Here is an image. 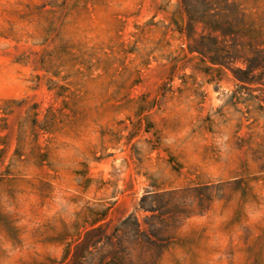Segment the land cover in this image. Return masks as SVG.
<instances>
[{"label":"rangeland","instance_id":"obj_1","mask_svg":"<svg viewBox=\"0 0 264 264\" xmlns=\"http://www.w3.org/2000/svg\"><path fill=\"white\" fill-rule=\"evenodd\" d=\"M219 5L225 35L180 0H0V264H62L103 211L167 245L85 264H264V0Z\"/></svg>","mask_w":264,"mask_h":264},{"label":"trees","instance_id":"obj_2","mask_svg":"<svg viewBox=\"0 0 264 264\" xmlns=\"http://www.w3.org/2000/svg\"><path fill=\"white\" fill-rule=\"evenodd\" d=\"M222 0H180L184 7L188 18L191 20L202 21L212 32H219L220 35H225L221 24H230L227 19V14L223 12L219 3ZM203 5L201 10H198L197 5ZM215 4V5H214ZM217 35L211 33L201 34L197 39L188 43L190 51H196L202 57H207L211 63L224 64L232 59V54L229 50L222 48ZM246 67H237L236 70L240 73H248L252 70L249 65L251 59L246 58ZM145 196L140 198V207L143 210L153 211L152 206H146L144 202ZM104 215V211L94 218L89 226L85 228L84 234L81 238H77L75 244L67 246L64 251L62 264H85L86 257L92 254V250H106L111 254L121 252L125 249L121 244L122 238H131L134 241L142 242L140 245L148 252L149 258L156 260L166 247L167 241L164 242L163 236L160 234L161 230L154 227L150 222L151 217L155 215L146 216L144 222L147 224L146 228H142L139 220L132 214L127 215L119 226L113 228L112 232L105 234L102 232L98 220ZM150 262V261H148ZM97 264H130L125 263L119 257H113L109 260L102 257ZM147 264V263H146Z\"/></svg>","mask_w":264,"mask_h":264}]
</instances>
